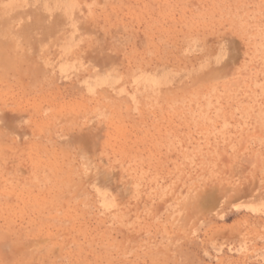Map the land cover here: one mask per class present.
Here are the masks:
<instances>
[{"label":"rangeland","instance_id":"1","mask_svg":"<svg viewBox=\"0 0 264 264\" xmlns=\"http://www.w3.org/2000/svg\"><path fill=\"white\" fill-rule=\"evenodd\" d=\"M0 264H264V0H0Z\"/></svg>","mask_w":264,"mask_h":264},{"label":"bare ground","instance_id":"2","mask_svg":"<svg viewBox=\"0 0 264 264\" xmlns=\"http://www.w3.org/2000/svg\"><path fill=\"white\" fill-rule=\"evenodd\" d=\"M31 18V17H30ZM47 41V40H46ZM35 43V42H34ZM44 43V42H43ZM22 46V45H21ZM34 46V45H33ZM25 48V47H24ZM27 48V47H26ZM29 53V52H28ZM7 55V54H6ZM8 55H10V54H8ZM26 55V54H25ZM4 56V55H3ZM4 58V57H3Z\"/></svg>","mask_w":264,"mask_h":264}]
</instances>
